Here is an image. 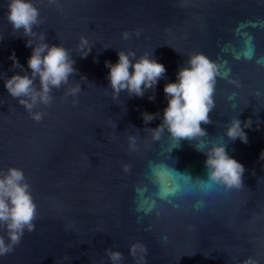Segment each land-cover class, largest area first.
Masks as SVG:
<instances>
[{"label":"water","instance_id":"1","mask_svg":"<svg viewBox=\"0 0 264 264\" xmlns=\"http://www.w3.org/2000/svg\"><path fill=\"white\" fill-rule=\"evenodd\" d=\"M31 3L41 19L33 31L44 33L45 43L65 47L78 74L53 90L48 106L34 109L44 113L34 121L4 88L5 78L24 74L12 68L10 54L30 73L31 48L26 37L12 31L7 0H0V170H23L37 206L35 230L25 231L20 244L0 256V264H111L106 249L120 251L122 264H136L128 253L135 242L146 246V264H241L246 257L264 264V160L259 158L264 150V0ZM82 36L93 46L86 58L77 47ZM117 51H134L137 57L152 53L164 65L165 76L154 91L113 98L105 61L115 63ZM195 53L219 72L209 114L213 123L201 126L206 139L227 142L228 155L246 169L241 189L218 186L203 192L173 168L205 178V155L187 141L175 147L166 131L153 140L145 129L161 123L167 106L163 87L176 81L178 69ZM77 83L80 91L66 95ZM142 112L159 115L145 124ZM234 116L242 123L253 120V127L244 129L247 144L223 138ZM130 135L136 137L134 147ZM176 183L179 192L162 195Z\"/></svg>","mask_w":264,"mask_h":264},{"label":"clouds","instance_id":"2","mask_svg":"<svg viewBox=\"0 0 264 264\" xmlns=\"http://www.w3.org/2000/svg\"><path fill=\"white\" fill-rule=\"evenodd\" d=\"M49 2L53 3L54 0ZM6 18L14 33H21V36L27 38L25 46L31 48V54L27 59L30 73L24 71L14 53L10 54L12 68H19L24 74L14 73L5 78L4 88L34 121L39 122L44 113L34 109L40 105L48 106L53 99V90L69 85V78L78 74L74 67L76 62L65 47L60 44L49 45L45 43L44 33L37 34L33 31L39 27L41 19L38 8L31 0H7ZM122 36L124 39L130 38L127 32L122 33ZM77 47L81 49V58H86L93 48L83 36ZM116 54L118 60L115 63L105 61L108 88L114 99L119 98L121 92L126 93L129 98L143 97L146 91H154L158 81L165 76L164 65L153 59L152 53L139 57L134 51H117ZM184 63L185 66L180 67L176 73V81L166 83L163 87L167 106L160 117L161 123L155 128L145 129L151 133L153 140L158 141L166 131L175 147L182 140L187 141L195 150L205 155V178L193 179L189 174L173 168L178 176L198 182L203 192L207 193L218 186L225 190L241 189L244 187L243 176L246 169L228 155L227 142H214V139H222L219 137L206 139L208 133L201 126L213 123L209 114L215 108L213 95L216 77L219 75L217 65L200 53L192 54ZM81 77L86 80L84 76ZM79 91L80 85L77 83L67 87L66 95L75 96ZM148 99L153 100L154 95H149ZM158 115L142 112L141 118L148 124ZM252 127L251 118H246L242 123L234 116L224 127L223 138L227 137L228 141L238 139L247 144L248 136L244 129ZM128 139L130 147H134L136 137L130 135ZM259 158L264 160V150ZM127 170L128 166H125V171ZM179 191L180 186L176 183L171 188L166 187L162 195H174ZM36 219L37 206L23 170L16 167L0 170V228L5 232V235L0 236V256L10 254L20 244L25 231L31 233L35 230ZM105 253L111 264H122L124 257L120 251L106 249ZM128 253L136 264H146L147 248L143 243L130 244ZM241 264H257V261L246 257Z\"/></svg>","mask_w":264,"mask_h":264}]
</instances>
